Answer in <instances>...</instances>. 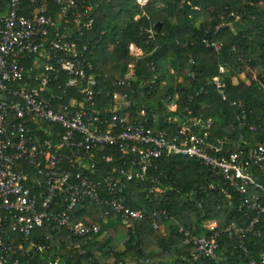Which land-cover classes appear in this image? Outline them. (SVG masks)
Wrapping results in <instances>:
<instances>
[{"label": "built area", "instance_id": "1", "mask_svg": "<svg viewBox=\"0 0 264 264\" xmlns=\"http://www.w3.org/2000/svg\"><path fill=\"white\" fill-rule=\"evenodd\" d=\"M135 1L141 7L148 3ZM99 4L0 0V264H66L59 254H47L53 234L34 237L44 227L52 233L62 229L73 248L103 232L105 218L121 222L123 242L136 220L146 218L160 230L161 220L171 218L168 208L131 207L125 190L133 181L149 200L175 192L200 208L207 194L223 195L247 222L218 228L211 220L201 235L180 227L191 259L218 261L219 239L227 234L237 239L234 247L247 264H264V245L253 258L245 242L248 235H259L255 228L264 214V143L253 144L243 133L235 143L228 135L214 136V119L190 113L188 105L180 108L175 95L167 97L163 110L148 112L147 91L158 75L137 79L135 65L146 51L134 42L123 60L125 72L100 80L90 57ZM242 17L235 10L219 12L214 31L200 43L219 52L223 43L215 35ZM142 31L155 39V25ZM189 62L195 65L192 55ZM225 69L219 64V74ZM195 76L194 69L188 72L190 80ZM212 84L225 99L220 75ZM237 118L240 130H256L243 110ZM164 156L194 160L209 179L185 190L175 187L159 169ZM87 204L105 206L103 222L87 213L77 216Z\"/></svg>", "mask_w": 264, "mask_h": 264}, {"label": "trees", "instance_id": "2", "mask_svg": "<svg viewBox=\"0 0 264 264\" xmlns=\"http://www.w3.org/2000/svg\"><path fill=\"white\" fill-rule=\"evenodd\" d=\"M97 1L100 4L95 11L90 35V57L100 80L105 75L114 78L125 72L123 60L129 55L128 44L134 42L146 51L135 65L137 79H152L154 72L158 75L147 91L145 104L148 112L153 108L163 110L167 97L175 95L180 108L188 105L190 113L214 119V136L228 135L235 143L243 133L253 144L264 143V0H185L183 3L181 0H148L143 7L135 0ZM48 2L52 4V0ZM1 7H4V2ZM228 10L243 14L242 20L233 22L232 26L215 35L223 43L219 52L204 47L199 39L204 34L211 35L219 21L218 13ZM200 15L204 17L196 25ZM156 22L160 25L155 26V39L151 40L142 29ZM232 45L235 50L230 49ZM190 55L195 65L189 62ZM149 63L154 71L149 68ZM219 64L226 68L223 74L218 72ZM244 65L251 69L258 67L260 75L248 82L246 75L233 83L232 77L237 76ZM170 68L174 69V75L170 74ZM193 69L196 76L190 80L188 72ZM218 75L225 83V99L212 84V78ZM190 95L193 98L189 101ZM242 110L247 121L256 125L255 131L248 128L240 130L237 117ZM234 148L231 145L230 149ZM158 165L175 187L184 190L209 179L204 167L186 157L164 156L158 159ZM140 189L139 182L128 184L125 196L131 207L148 211L166 207L171 218H163L158 231L152 229L146 218L134 221L123 249H119L109 233L102 231L84 239L80 248L67 243L62 229L52 233L50 227H44L36 230L34 237L41 239L45 234H53L47 254L52 257L59 254L66 264H99L95 256L101 253L109 255L111 251L110 261L105 264H125L126 261L128 264H247L248 258L234 247L237 239L227 234L219 239L218 261L206 258L193 261L191 247L183 243L178 231L184 227L195 235H201L207 232L204 224L211 220L216 221L218 228L231 221L238 224L247 222L241 213L229 208L226 197L211 192L200 208L179 193L168 192L160 200H149L139 192ZM104 209L105 206L97 208L87 204L77 216L87 213L103 222ZM255 230H260L259 235H248L245 242L253 258H258L264 245V214Z\"/></svg>", "mask_w": 264, "mask_h": 264}, {"label": "rangeland", "instance_id": "3", "mask_svg": "<svg viewBox=\"0 0 264 264\" xmlns=\"http://www.w3.org/2000/svg\"><path fill=\"white\" fill-rule=\"evenodd\" d=\"M204 16L200 15L197 20H196V25H199L200 22L202 21ZM174 20V19H173ZM232 26V24H231ZM129 60V59H128ZM251 68L248 66V65H244L242 67V71L240 73L237 74V76H234L232 77V81L233 83H236L239 79H244V77L247 75L248 78H246V81L248 82V80L250 78H255L256 75H258V73H260L259 71V68L256 67V68ZM170 74H175V71L173 69V71L170 70ZM175 83V82H174ZM105 221H106V225L105 227H103V232L105 230L109 231L112 235H114L115 237H117L116 242L118 243L119 245V249H123L124 247V238H125V233H124V230L121 226V222L120 221H115V220H108V218H105ZM109 221L108 225H107V222ZM107 228V229H106ZM109 254V253H108ZM98 255V254H97ZM99 256H111V254L109 255H105V253H101ZM103 258V257H102ZM106 263V262H105ZM104 263V264H105Z\"/></svg>", "mask_w": 264, "mask_h": 264}, {"label": "crops", "instance_id": "4", "mask_svg": "<svg viewBox=\"0 0 264 264\" xmlns=\"http://www.w3.org/2000/svg\"><path fill=\"white\" fill-rule=\"evenodd\" d=\"M202 22V21H201ZM200 22V23H201ZM171 71H173V68H170ZM108 233L114 238V239H117V237H115L114 235H112L109 231ZM96 257V260L99 264H104L105 262H109L110 261V258L111 256H95ZM103 257V258H102Z\"/></svg>", "mask_w": 264, "mask_h": 264}, {"label": "water", "instance_id": "5", "mask_svg": "<svg viewBox=\"0 0 264 264\" xmlns=\"http://www.w3.org/2000/svg\"><path fill=\"white\" fill-rule=\"evenodd\" d=\"M160 25V22H156L155 26H159Z\"/></svg>", "mask_w": 264, "mask_h": 264}]
</instances>
